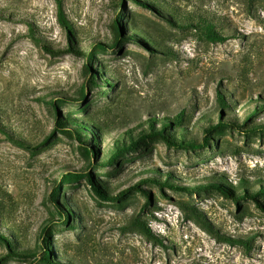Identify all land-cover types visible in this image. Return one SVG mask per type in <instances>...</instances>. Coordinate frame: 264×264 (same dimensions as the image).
Instances as JSON below:
<instances>
[{
    "label": "rangeland",
    "instance_id": "obj_1",
    "mask_svg": "<svg viewBox=\"0 0 264 264\" xmlns=\"http://www.w3.org/2000/svg\"><path fill=\"white\" fill-rule=\"evenodd\" d=\"M158 1L161 8L153 0H124L121 8L119 0H0V115L31 144L19 146L0 132V190L13 197L4 217L26 242L22 245L39 251L43 227L63 219L51 200L60 186L58 203L72 210L75 225L52 235L63 263L264 264V210L250 198L236 201L211 188L232 185L241 195L247 188L262 191L264 131L228 124L203 149L180 150L156 140L111 166L89 168L94 156L57 127L66 115L96 119L108 135L102 141L105 157L115 138L153 116L186 111L190 131L201 141L211 121L264 122V108L257 105L264 104V0ZM171 5L226 17L222 30L230 39L212 43L176 27L165 10ZM61 10L78 40L62 25ZM119 15L124 17L120 46L98 52L92 67H104L112 86L97 78L98 85L85 88L87 57L75 51L53 55L29 34L32 22L54 49L77 46L87 52L98 41H114ZM147 39L161 47L156 50ZM220 90L228 101H238L234 112L221 109ZM62 96L70 98L55 110L50 102ZM88 138L92 144L93 136ZM160 181L168 185L161 187ZM139 183L142 189L117 202L106 196ZM198 187L205 189L187 190ZM190 206L224 235H254L253 248L220 241L190 214ZM140 219L166 247L141 231ZM7 253L0 243V255ZM40 256L3 264H44Z\"/></svg>",
    "mask_w": 264,
    "mask_h": 264
},
{
    "label": "trees",
    "instance_id": "obj_2",
    "mask_svg": "<svg viewBox=\"0 0 264 264\" xmlns=\"http://www.w3.org/2000/svg\"><path fill=\"white\" fill-rule=\"evenodd\" d=\"M153 2L156 3L160 8L163 5V3L158 0H153ZM119 4L120 8L123 7L124 0H119ZM165 10L168 11L171 18V23L173 25L182 30L193 31L203 40H207L212 43H225L230 39V37L225 35L222 30L223 27L228 26V20L226 19V17L210 14L207 12L183 10L181 9V7L174 5L167 7ZM9 18L12 20L21 19L16 15H10ZM123 19V15H119L113 23V26L116 29V34L115 39L112 43L98 41L97 43L93 44L90 47L91 49L87 52L83 51V48L81 49L77 46H70V48L68 49H54L52 45L47 40H45L44 37L41 36L37 26L32 22L30 23L29 34L34 41L44 44L45 48L53 55L75 51L87 57L85 72L87 75H90V80L88 81L85 88L92 89V86L98 85L99 83L97 81V78H99L100 81L104 84H109L112 86V79L107 77L104 67L98 68L97 71H94L92 67L95 63L96 55L98 52H107L108 48L114 49L120 46L121 43L119 30H121L122 25H124ZM60 20L62 25L69 30L71 37L74 38L76 34L75 27L68 21L62 10L60 11ZM133 28V31L139 30L135 26ZM133 36H136V34H134ZM142 36L145 37L143 34ZM150 44H152V46H154L156 50L161 47V44L157 41H151ZM165 49H167V54L172 55V52L168 50V48L165 47ZM110 93L111 91L104 92V94L106 95H109ZM81 95L83 98H85L86 96L84 91L81 93ZM218 97L219 104L222 110H229L231 112H234V108L238 105V101L235 98L228 101L227 96L221 90L219 91ZM68 98L70 97L62 96L58 100L53 99L50 104L55 110H57L59 109L58 106L61 103H65V100H68ZM39 100L43 101V99ZM260 104L261 103L257 102L258 110L264 108V104ZM228 120H230L231 123H227ZM228 124H230L231 127L234 128L246 127L247 132L264 131V122L249 123L248 119L247 121H244V123H241L237 117H235L234 119L222 118L218 124H215L211 121V123L204 128V138L201 141L199 137L193 135L190 131L191 122L189 120L187 112L181 111L176 115H165L164 117L153 116L146 122H141L135 128L126 130L120 137L114 139L113 147L111 148V150H109V154L107 153V156L103 157L102 141L108 135L104 133V127H102L96 119L90 118L88 121H84L76 119L72 115H66V117L63 118L62 121H58L57 127L59 129H62L66 135L76 138L80 142L82 147H84L89 153L94 156V160L88 165L89 168L94 165L98 168H102L117 163L122 157L126 156L127 154L136 152L148 145L150 142L156 140L164 141L170 148H176L180 150L196 151L198 149H203L206 146L210 145V139L213 138L216 133L223 131V129ZM96 131H98V133H96ZM0 132L3 133L9 141L19 146L28 147L31 145L27 140L21 138L18 135H15L14 130L4 123L1 115ZM89 134L93 136L92 144L89 143ZM98 134L100 137H98ZM84 174L91 181L90 175L87 173ZM73 176L75 178L81 177L80 173H73ZM66 180L67 179H65L64 181ZM159 184L161 187H165L166 185H168V183L161 181L159 182ZM93 185L95 186L94 183ZM141 185L142 183L136 184L118 194L112 192L110 193L109 190L105 188V190H108L109 192L106 196H108L107 198L109 200L117 202L121 200V198L126 194L134 190L142 189ZM228 186L229 188L224 185H222V187L213 186L211 188L219 190L224 196L228 198H234L236 201L250 198L257 202L259 204V207L264 210V186H262V191H254L248 188L244 189L243 191L246 192L244 195L239 194V191L232 185ZM95 188L97 189L96 186ZM199 189L204 190L205 187H198L187 190L195 192ZM178 190L184 189L182 188ZM233 190H235L234 192L236 194L233 193ZM146 193L149 195V192L147 190ZM60 195L61 187H55L51 195V200L54 204L57 205L63 219L60 223L58 222L53 224L52 220H50L48 224L43 227L42 240L39 245V251H33L26 245H22L26 244V242L22 237L18 235L15 227L9 221H7V219H5L4 212L5 210H9V205L12 202L13 197L10 193L0 190V243L4 244L8 249L7 254L0 255V264H3L6 260L12 258H38L39 254H41L39 260L44 264H72L71 262L63 263L59 261L53 250L54 245L52 242V235L54 231L61 230L62 227H64L65 229H75V225L72 224V218H74L72 210L68 206H65V202H63V204L58 203V198L60 197ZM187 210L206 230L215 235L218 239H220V241L228 242L232 245H244L248 250H251L253 248L255 242L254 235H250L247 238H234L228 235H224L222 232H220L219 229L209 223L207 216L199 208H197L196 206H190L187 208ZM138 226L141 231H143L144 234H146L156 244L166 247L164 240H162L160 236L155 234L153 229L145 220H138Z\"/></svg>",
    "mask_w": 264,
    "mask_h": 264
}]
</instances>
